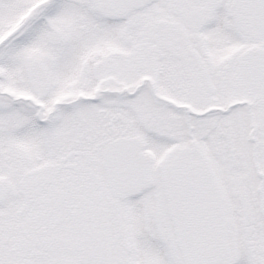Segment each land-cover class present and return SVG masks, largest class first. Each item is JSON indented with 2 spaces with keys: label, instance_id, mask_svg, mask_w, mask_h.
<instances>
[{
  "label": "snow or ice",
  "instance_id": "obj_1",
  "mask_svg": "<svg viewBox=\"0 0 264 264\" xmlns=\"http://www.w3.org/2000/svg\"><path fill=\"white\" fill-rule=\"evenodd\" d=\"M0 264H264V0H0Z\"/></svg>",
  "mask_w": 264,
  "mask_h": 264
}]
</instances>
